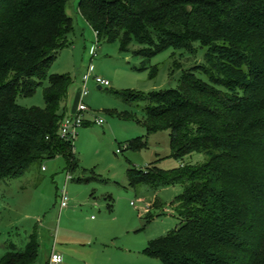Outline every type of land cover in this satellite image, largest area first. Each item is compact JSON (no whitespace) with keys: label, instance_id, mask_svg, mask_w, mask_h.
<instances>
[{"label":"trees","instance_id":"1","mask_svg":"<svg viewBox=\"0 0 264 264\" xmlns=\"http://www.w3.org/2000/svg\"><path fill=\"white\" fill-rule=\"evenodd\" d=\"M69 2L0 0V181L57 155L77 169L74 140L59 134L72 78L49 73L71 44ZM79 13L98 41L144 59L175 47L196 60L197 43L207 49L202 64L175 62L187 64L177 88L122 93L146 101L148 134L168 130L171 156L181 162L128 172L133 187L183 188L177 228L146 253L163 264H264V0H80ZM44 81L45 107L19 104ZM195 154L204 159L194 162ZM9 248L0 264L37 263L36 238Z\"/></svg>","mask_w":264,"mask_h":264},{"label":"rangeland","instance_id":"2","mask_svg":"<svg viewBox=\"0 0 264 264\" xmlns=\"http://www.w3.org/2000/svg\"><path fill=\"white\" fill-rule=\"evenodd\" d=\"M79 4L80 0L69 2L68 13L75 21L71 44L60 51L49 73L68 74L72 84L80 87L82 77L91 69L111 85L99 88L94 79L88 82L84 102L91 110L86 114L87 124L78 129L74 139L79 160L74 172H70L65 156L57 155L32 165L22 177L0 181V256L10 250L9 244L24 249L33 237L39 243L36 264H44L53 250L63 255L62 264H163L145 250L151 241L177 228L175 201L183 188L133 187L128 172L131 168L149 171L154 163L172 170L181 162L171 156L168 130L148 134L146 101L126 100L122 93L146 97L177 88L187 64L176 66L175 62L202 64L207 49L197 43L196 60L175 47L144 59L124 51L117 41H98L79 13ZM46 86L44 81L34 94L19 96V104L45 107ZM66 103L67 98L63 107ZM96 117L103 118L104 124H96ZM139 139L147 140V147H126ZM203 159L201 154L193 157L194 162ZM68 174L73 180H68ZM80 178L87 181H78ZM62 190L69 196L64 209L60 207ZM147 218L150 221L145 224Z\"/></svg>","mask_w":264,"mask_h":264},{"label":"built area","instance_id":"3","mask_svg":"<svg viewBox=\"0 0 264 264\" xmlns=\"http://www.w3.org/2000/svg\"><path fill=\"white\" fill-rule=\"evenodd\" d=\"M98 44V43H96ZM94 55H96V47H94ZM94 81L101 87H108L111 85L110 81L101 75H94L89 69L87 73L82 77V85L80 89V101L77 105L76 110L67 114L60 126L59 134L60 137L64 140H74L78 135V129L85 125L86 123V114L90 111V108L84 102V97L88 94V82L90 79ZM105 120L101 117L95 118V123L98 125H103ZM45 169V168H43ZM72 179V176L68 174V180ZM60 207L64 209L69 204V196L66 190L60 192ZM135 204V202H132ZM63 255L56 250H53L45 264H62Z\"/></svg>","mask_w":264,"mask_h":264},{"label":"crops","instance_id":"4","mask_svg":"<svg viewBox=\"0 0 264 264\" xmlns=\"http://www.w3.org/2000/svg\"><path fill=\"white\" fill-rule=\"evenodd\" d=\"M86 22V21H85ZM87 23V22H86ZM88 24V23H87ZM89 25V24H88ZM91 27V26H90ZM93 46L91 47V50H92ZM91 52V51H90ZM82 85V84H81ZM81 85L80 87L76 86L75 84H71L70 88H69V91H68V96H67V103L65 104L66 105V115L67 114H71L73 113L76 108H77V105L80 101V89H81ZM91 110V109H90ZM90 112V111H89ZM87 120V119H86ZM87 124V122H86ZM43 169V168H42ZM44 170V169H43ZM143 197V195L141 196ZM9 245H12V244H9ZM22 250V249H21ZM49 257H47L45 263L47 262ZM44 263V264H45Z\"/></svg>","mask_w":264,"mask_h":264},{"label":"water","instance_id":"5","mask_svg":"<svg viewBox=\"0 0 264 264\" xmlns=\"http://www.w3.org/2000/svg\"><path fill=\"white\" fill-rule=\"evenodd\" d=\"M99 88H102L101 86H99Z\"/></svg>","mask_w":264,"mask_h":264}]
</instances>
